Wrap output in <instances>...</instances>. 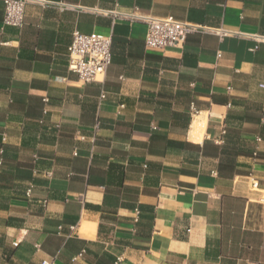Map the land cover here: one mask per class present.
I'll return each mask as SVG.
<instances>
[{"label": "crops", "instance_id": "crops-1", "mask_svg": "<svg viewBox=\"0 0 264 264\" xmlns=\"http://www.w3.org/2000/svg\"><path fill=\"white\" fill-rule=\"evenodd\" d=\"M44 1L0 0V264H264V0ZM114 9L233 33L151 48ZM74 30L111 36L102 80Z\"/></svg>", "mask_w": 264, "mask_h": 264}, {"label": "built area", "instance_id": "built-area-1", "mask_svg": "<svg viewBox=\"0 0 264 264\" xmlns=\"http://www.w3.org/2000/svg\"><path fill=\"white\" fill-rule=\"evenodd\" d=\"M30 2L41 4L52 3L44 0H3L4 16L2 23L4 25L22 26L24 20L25 5ZM61 9L72 8L70 4L55 3ZM113 18L126 20L128 22H142L146 24L147 31L145 35V45L151 48L164 49L177 44H182L186 36L194 31L210 32L218 36H225L233 32L222 28L213 29L200 26L190 22L176 20L172 16L156 17L152 15L141 14L135 10L114 9L110 11L95 10ZM264 39V37H260ZM111 42L110 35L100 33H83L74 30L71 35V41L68 46V69L75 72L78 78L84 82L100 81L105 76L106 70L111 62ZM264 87V84H261ZM104 94H101V98ZM47 101V98H44ZM122 106V105H121ZM252 188L258 190V181L252 180ZM264 199V197H263ZM120 257L117 258L119 262ZM43 264H48L44 261Z\"/></svg>", "mask_w": 264, "mask_h": 264}, {"label": "bare ground", "instance_id": "bare-ground-1", "mask_svg": "<svg viewBox=\"0 0 264 264\" xmlns=\"http://www.w3.org/2000/svg\"><path fill=\"white\" fill-rule=\"evenodd\" d=\"M194 130H196V131L198 130V126L197 125H194Z\"/></svg>", "mask_w": 264, "mask_h": 264}]
</instances>
